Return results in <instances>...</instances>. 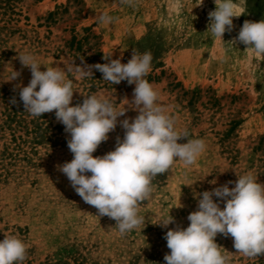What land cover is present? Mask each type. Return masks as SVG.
<instances>
[{
	"label": "rangeland",
	"instance_id": "1",
	"mask_svg": "<svg viewBox=\"0 0 264 264\" xmlns=\"http://www.w3.org/2000/svg\"><path fill=\"white\" fill-rule=\"evenodd\" d=\"M200 2L134 0L128 6L120 0H0V241L7 233L25 242L23 264H166V232L189 226L196 194L228 181L233 182L229 188L235 187L236 172H251L264 184V56L226 43L238 36L245 20L264 19V0H236L244 14L233 18L235 27L224 34L225 42L205 33L214 0ZM104 12L115 22H98ZM132 50L151 52L145 79L158 90L160 106L177 118L178 130H187L190 139H204L207 150L191 170L177 161L157 175L151 199L140 206L146 217L143 230L121 236L116 221L98 217L58 170L73 154L70 134L55 110L41 117L24 111L16 86L26 87L31 71L21 65L18 52L34 54L44 71V65L64 67L72 61L83 66L81 59L86 65L107 63L104 55L127 63ZM13 70L21 75L7 81ZM68 78L74 90L70 106L92 94L111 99L118 108L133 98L135 84L112 85L95 69L93 77ZM137 115L128 109L118 117L116 129L93 156L114 151L125 131L119 121ZM170 215L174 222L167 228L158 224ZM215 242L230 252L231 264H264V255L237 254L231 236L218 234Z\"/></svg>",
	"mask_w": 264,
	"mask_h": 264
},
{
	"label": "clouds",
	"instance_id": "2",
	"mask_svg": "<svg viewBox=\"0 0 264 264\" xmlns=\"http://www.w3.org/2000/svg\"><path fill=\"white\" fill-rule=\"evenodd\" d=\"M214 2L216 9L208 13L205 33L213 40L224 41V34L231 33L235 27L233 18L243 15L244 10L236 0ZM202 3L203 0L199 5ZM120 4L133 6L134 0H120ZM97 20L111 24L116 18L104 12ZM226 43L234 47L237 43L243 44L245 50L264 56V19L245 20L238 36ZM18 53L21 65L31 71L29 84L16 86L20 88L24 111L32 117H41L55 110L56 120L70 134L67 144L73 159L58 165V170L66 175L82 200L98 210V217L107 216L116 221L115 228L121 236L143 230L146 217L140 214V206L151 199L155 177L172 170L177 161L191 170L207 150L204 139H190L187 130H178L177 118L160 106L158 90L145 79L151 71V52L141 54L132 50L127 63L104 55L107 63L86 65L81 59L83 66L72 61L64 67L44 65V71L34 54ZM93 69L112 85L122 81L135 84L132 100L125 98L123 108H118L111 99L92 94L85 96L82 104L70 106L74 90L69 74L76 78L93 77ZM20 75L13 70L7 81L16 80ZM11 103L16 104L15 97ZM128 109L138 115L119 121L125 130L123 139L116 138L114 151L94 157L99 145L116 129L118 117L125 116ZM182 139L187 142L179 143ZM236 174L235 187L229 188L233 182L228 181L194 196L198 205L187 217L189 226H177L166 232L164 238L170 249L164 256L166 264H231L230 252L222 251L224 248L215 242L218 234L233 238L237 254L250 259L264 255V184L257 182L251 172ZM213 197L219 198L224 207ZM173 222L170 215L158 224L167 228ZM4 236L0 241V264H23L28 258L29 246L17 235L5 233Z\"/></svg>",
	"mask_w": 264,
	"mask_h": 264
}]
</instances>
